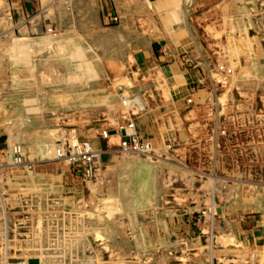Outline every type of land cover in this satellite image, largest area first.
<instances>
[{"label":"rangeland","instance_id":"1","mask_svg":"<svg viewBox=\"0 0 264 264\" xmlns=\"http://www.w3.org/2000/svg\"><path fill=\"white\" fill-rule=\"evenodd\" d=\"M8 1L0 247L12 261L264 264V0H43L41 24ZM154 41L171 56L133 59ZM116 88L140 103L154 155L122 152L113 129L101 137L122 125ZM82 140L89 172L67 160Z\"/></svg>","mask_w":264,"mask_h":264},{"label":"built area","instance_id":"2","mask_svg":"<svg viewBox=\"0 0 264 264\" xmlns=\"http://www.w3.org/2000/svg\"><path fill=\"white\" fill-rule=\"evenodd\" d=\"M50 30V29H49ZM218 71H224V66L219 65ZM230 72L229 69L226 70ZM192 99L188 98L187 103H191ZM142 109L140 103L136 98L129 97L127 95H122L120 98V110L118 111L116 117H112V121L116 118L121 122L122 125L118 127H107L103 128L100 132L102 138H107L111 135L112 129L115 130L119 139V148L122 152L128 154H140L143 156H152L155 154V149L152 144L143 139L137 130L135 122V112H140ZM94 146L89 140L76 141L73 145L71 151L69 152V161L82 162L85 166L84 171L89 172L91 169V162L94 158ZM20 148H13V161L15 163L20 162ZM33 199V198H31ZM36 201L40 203V199L36 198ZM26 202L24 201V207L27 208ZM10 223V216L5 209L0 205V240H5L8 235V225ZM8 242V240H6ZM6 248L0 247V264H42L40 257L34 256H24L23 259L13 262L12 256H9ZM31 260H35L36 263H32ZM64 264H94V263H82V262H67Z\"/></svg>","mask_w":264,"mask_h":264},{"label":"crops","instance_id":"3","mask_svg":"<svg viewBox=\"0 0 264 264\" xmlns=\"http://www.w3.org/2000/svg\"><path fill=\"white\" fill-rule=\"evenodd\" d=\"M148 1H150V0H148ZM158 1L159 0H153L152 2H154L156 5ZM8 3H9V5H12V8L16 11L18 16H22L23 18L24 17L34 18L35 17V18H37V20L40 24L42 22L47 21V19L44 18V16L41 15V13H40V10L43 6V0H10V1H8ZM64 16H65V14H64ZM66 19L67 20L69 19V15H66ZM57 21H56V23H57ZM87 22L88 21H86V23ZM89 24H90V22H89ZM55 30H58L62 34V36H64V35H67L64 32H67V30H69V29H64V27H62V25H61L60 29L56 28ZM40 31H43V30H40ZM37 32H39L37 27H32V28H30V30H28L29 34H33V35H29L30 39H33V42H36L39 38L43 37V35H37L36 34ZM156 38H158V36ZM153 56L155 58L160 59V58H169V56H171V54L166 53L165 44L160 43L159 41H156V42L154 41L151 43L150 47L147 48L146 51H137L136 54L134 55L133 59L138 61V60H142V59H146V58H151ZM115 91L119 95L118 104H117V111H116L118 113V111L120 110V98L122 96V93L120 91V88H116ZM192 91L194 92V89H192ZM190 98L192 99V102L194 103L195 97L191 96ZM105 112H107V111H104L103 113H105ZM136 126H138L137 123H136ZM116 135H109L107 138L108 139L113 138V136H116ZM1 137L2 136H0V150H2L4 143H6V138L3 139ZM67 160H69V159L67 158ZM260 208L261 209L264 208V204L261 205ZM255 226L256 225H249L247 228L248 229L247 232L250 231V233H252V235L260 236V234L256 235V231L260 230V229L255 228Z\"/></svg>","mask_w":264,"mask_h":264},{"label":"bare ground","instance_id":"4","mask_svg":"<svg viewBox=\"0 0 264 264\" xmlns=\"http://www.w3.org/2000/svg\"><path fill=\"white\" fill-rule=\"evenodd\" d=\"M263 204H264V202H263Z\"/></svg>","mask_w":264,"mask_h":264}]
</instances>
